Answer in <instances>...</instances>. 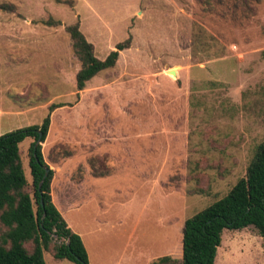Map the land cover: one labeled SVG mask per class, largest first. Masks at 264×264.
I'll list each match as a JSON object with an SVG mask.
<instances>
[{"label":"rangeland","instance_id":"rangeland-1","mask_svg":"<svg viewBox=\"0 0 264 264\" xmlns=\"http://www.w3.org/2000/svg\"><path fill=\"white\" fill-rule=\"evenodd\" d=\"M76 23L101 59L132 39L79 92L82 61L67 30ZM53 103L63 105L42 143L53 194L77 183L84 163L109 173L93 155H114L97 188L103 206L117 202L110 245L136 242L143 264L167 255L175 236L181 259L186 219L246 176L264 141V0H0V135L41 124ZM31 142L21 151L33 195ZM164 232L170 240L155 244ZM215 264H264V238L253 226L225 229Z\"/></svg>","mask_w":264,"mask_h":264},{"label":"trees","instance_id":"trees-1","mask_svg":"<svg viewBox=\"0 0 264 264\" xmlns=\"http://www.w3.org/2000/svg\"><path fill=\"white\" fill-rule=\"evenodd\" d=\"M7 7L12 9L13 6ZM234 8L239 9V6L235 4ZM46 23L61 24L54 19ZM67 30L74 41L75 53L82 61L76 76L78 92L100 71L115 66L120 52L132 41L128 38L117 43L116 48L101 59L96 56L93 43L86 38L79 23L67 26ZM62 105L51 104L50 112L41 124L0 135V264H47L45 252L52 253L56 259L92 264L83 239L69 227L53 201L55 171L43 152L42 143L49 133L51 113ZM27 138L32 139L28 166L33 195L28 189L30 183L21 151V143ZM48 168L50 171L46 175ZM249 226L264 238V141L257 146L246 176L241 177L224 197L186 219L182 258L165 255L151 264H215L223 231Z\"/></svg>","mask_w":264,"mask_h":264},{"label":"crops","instance_id":"crops-1","mask_svg":"<svg viewBox=\"0 0 264 264\" xmlns=\"http://www.w3.org/2000/svg\"><path fill=\"white\" fill-rule=\"evenodd\" d=\"M93 157H97L99 160L101 158L105 161L109 160V162L115 161L114 155L94 154ZM87 160L89 159H84V161ZM109 162L105 163L108 164V167L104 166V164L102 166L107 169L109 168L108 170L110 171L104 175L92 174L91 170L95 166L84 163L83 176L77 180V183H74L72 179L67 180L61 191L57 192L58 198L52 191L53 201L66 219L69 227L83 239L89 254V260L92 264H136L137 260L139 261L143 254L140 251L141 248L134 246L136 242H131L133 245L131 249L128 246H126V250L122 248V252L120 249L117 250L110 245V234L112 229L116 227L109 221L108 214L112 205H117V202H107L104 204V208L103 202L97 197V188L101 181H103L102 179H107L106 177L111 176L115 171V164H109ZM74 212L78 216L76 223L72 219ZM130 235L133 237L136 236L137 239V229L135 231L133 230ZM170 238L171 232H164L161 237H158L159 241H155V244L164 243L170 240ZM149 247L153 248L154 246L151 245ZM161 249L162 251L168 250L167 255L176 257L174 254L177 253L175 236H173L171 248L162 246ZM161 256H148L143 260V264H151Z\"/></svg>","mask_w":264,"mask_h":264},{"label":"water","instance_id":"water-1","mask_svg":"<svg viewBox=\"0 0 264 264\" xmlns=\"http://www.w3.org/2000/svg\"><path fill=\"white\" fill-rule=\"evenodd\" d=\"M171 72H172L173 74H176L175 70H171ZM49 171H50V169L48 168V169L46 170V175L49 173Z\"/></svg>","mask_w":264,"mask_h":264}]
</instances>
